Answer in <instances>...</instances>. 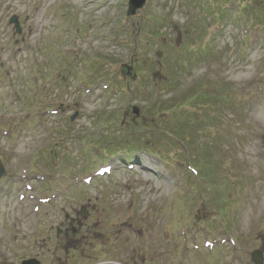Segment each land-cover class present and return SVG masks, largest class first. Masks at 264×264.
Wrapping results in <instances>:
<instances>
[{
	"label": "rangeland",
	"instance_id": "obj_1",
	"mask_svg": "<svg viewBox=\"0 0 264 264\" xmlns=\"http://www.w3.org/2000/svg\"><path fill=\"white\" fill-rule=\"evenodd\" d=\"M127 9L0 0V264H264V0Z\"/></svg>",
	"mask_w": 264,
	"mask_h": 264
},
{
	"label": "water",
	"instance_id": "obj_2",
	"mask_svg": "<svg viewBox=\"0 0 264 264\" xmlns=\"http://www.w3.org/2000/svg\"><path fill=\"white\" fill-rule=\"evenodd\" d=\"M144 1L145 0H128V9H127L126 15L127 16H133L136 11L140 10L143 7ZM10 23H14V26L16 27L17 32H19V28H18L17 21H16L15 17H12L10 19ZM135 112H136V110H135ZM262 143L264 145V138L262 139ZM3 173H4V169H3L2 165L0 164V178L3 175ZM251 259L255 264H259L262 260L261 252L258 250H255L251 255ZM21 264H39V262L34 260V259H29V260L23 261Z\"/></svg>",
	"mask_w": 264,
	"mask_h": 264
},
{
	"label": "bare ground",
	"instance_id": "obj_3",
	"mask_svg": "<svg viewBox=\"0 0 264 264\" xmlns=\"http://www.w3.org/2000/svg\"><path fill=\"white\" fill-rule=\"evenodd\" d=\"M104 172H106V170L104 171ZM111 171H109V173H110Z\"/></svg>",
	"mask_w": 264,
	"mask_h": 264
}]
</instances>
